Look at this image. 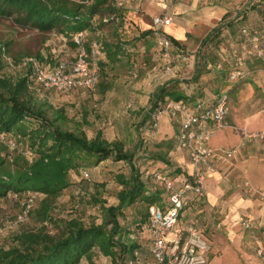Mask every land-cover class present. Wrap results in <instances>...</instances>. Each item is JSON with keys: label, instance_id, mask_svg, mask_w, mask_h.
<instances>
[{"label": "trees", "instance_id": "16d2710c", "mask_svg": "<svg viewBox=\"0 0 264 264\" xmlns=\"http://www.w3.org/2000/svg\"><path fill=\"white\" fill-rule=\"evenodd\" d=\"M125 11L126 9L119 5L117 0H0V17H15V22L22 28L36 29L42 33L64 34L65 37H69L67 41L74 50H77V45L72 36L84 32V45L89 58H91L94 43H98L101 48V54L96 60L99 80L92 90L98 87L103 96L113 87L109 80V71H116L118 67H123L127 72L132 73L139 69L136 56L127 50L129 41H126L118 31L126 20ZM111 15L120 22L119 24H116V21L111 22L115 23L112 40L104 42L95 39L90 42L86 32L97 33L98 31L101 35L102 30L100 29L102 28L100 27L113 21ZM97 16L101 17L98 24L94 21ZM105 19H108V22ZM154 30L143 31L133 39L135 43L131 45L136 47L137 42L154 34L156 31ZM216 30L218 29L215 28L212 32ZM243 30L249 31L247 28ZM162 32L170 39L171 49L175 54H179L182 59L186 60L189 54L185 52V49L181 50L182 45L166 35L164 30ZM258 37L263 43L264 37L260 35ZM214 39L213 36L209 37L203 43L207 44ZM150 47L149 45L148 48ZM161 50L163 52L162 48ZM33 58L40 65L48 62L49 59L41 54ZM27 59L23 58L20 64L27 62ZM204 65H207V62ZM26 69H28L27 75L15 85L6 77L0 78V87L3 89V92L0 91V136L4 135L6 141H14L17 144V147L11 148L0 137V199L9 196L10 192L14 193L17 198H22L26 191H29L26 193L27 197L29 193H37L34 206L38 197L43 200L36 213L38 216H46L49 213L48 210L52 209L56 198L70 186L71 172L82 169L80 171L82 177L84 173H89L81 167L87 165L90 159L94 160L97 166L111 158L117 162H124L130 168V173L116 176L121 187L117 194L116 204L108 205V202L98 195L92 198V203L99 204L102 211L101 224L93 222L88 225L81 219L72 218L65 221L61 231L55 235L44 230L24 232L17 235L16 241L14 240V243L9 244L8 247L0 246V264H80L84 258L92 261L96 249L105 257L112 258L116 264L136 261L139 245L130 238L131 233L123 227L120 219L128 208L142 203L144 208L140 211L141 219L138 224L147 225L152 247L149 209L152 205L162 204L164 194L163 188L157 184L155 191H150L137 165L136 151L142 147V142L136 141L135 149L128 150L124 141L108 140L101 129L95 135L89 136L82 125L73 130L64 128L61 124L68 121V113L64 108L58 109L54 119L50 120L44 107H35L33 94L32 99L25 97L26 93L33 92L31 86L41 88L35 82L33 64H27ZM235 71L241 70L236 69ZM105 76H107L106 80H104ZM200 76L201 73L196 72L193 81L198 82ZM181 83L188 82L169 80L156 86L147 110L150 123L147 127L143 124L148 133L154 134L158 129L160 119H156V114L164 110L169 102L184 104L189 110L209 107H204L201 102H195L193 95L186 94V90L181 88L183 87ZM25 88L26 91H23ZM229 91L225 89L224 92L230 95ZM170 117L180 123L177 140L173 138L163 140L158 145L165 147V153L157 152L155 159L169 167L166 166L157 171H162L172 177L183 176L190 179L191 175L181 171L180 168H175L169 156L171 151L176 150V144L180 147L178 135L185 113L181 112L176 117ZM84 122L87 123L86 116ZM26 151L32 153L31 159L25 154ZM7 164H19L17 171L14 173L11 170L2 171V167ZM152 176L154 178V174Z\"/></svg>", "mask_w": 264, "mask_h": 264}, {"label": "rangeland", "instance_id": "374dc122", "mask_svg": "<svg viewBox=\"0 0 264 264\" xmlns=\"http://www.w3.org/2000/svg\"><path fill=\"white\" fill-rule=\"evenodd\" d=\"M223 1L231 2V6L234 8H231L229 15L216 25L215 28L218 30L213 33L215 39L209 41L208 45L204 44L201 48H194L193 53H198L199 56L194 72L185 71L186 78L183 81L188 83H183V86H187L189 89L196 86L195 90L200 87L199 92L197 90L198 100L206 95V92H203L204 88L209 89L212 97L220 94L231 82L230 75L233 71L244 67L247 61L254 63L255 58L259 57L258 51H252V42L243 36L242 30L248 28L254 33L252 35L264 37V0ZM120 2L126 5L128 12H142L138 1L120 0ZM253 9L256 11L255 15L258 16L257 27L260 26L258 29L249 21V13ZM235 15L240 17L238 22L233 20ZM137 16L139 17V15ZM111 17L114 16L111 15ZM129 17L126 15V20L118 31L126 41H129L127 50L136 56L139 69L132 73L127 72L123 67H118L116 71H109V80L113 87L104 96L98 87L91 91L80 89L56 91L31 86L33 92L26 93L25 97L32 99L31 95L33 94L35 107H44L50 120L54 119L58 109L64 108L68 113L67 123L61 124L64 128L73 130L82 125L89 136L95 135L101 129L108 140L124 141L128 150H134L135 142L141 141L142 147L136 151V162L150 191H155L157 186L152 175L155 171L164 168V163L155 159V154L157 152L165 153V147L158 145L163 140L171 139V134L157 129L154 134L148 133L144 129L145 125L143 126L147 120L139 121L142 118L141 112L142 115L144 114V107L138 112L134 100L138 95L137 91L141 92L138 90L141 84L146 83L148 87H153L156 83L155 78L169 77L175 67V62L171 61L175 60L177 55L171 49V58L164 56V51L161 52L158 39H156L155 27L154 34L137 42L136 47L132 46L131 44L135 43L133 40L135 37L152 28L142 26L140 22L133 21ZM100 18V16L94 18L96 24L99 23ZM151 19L153 18L151 17ZM105 21L108 22V19ZM115 21L116 24L120 23L117 18H113V21L100 27L102 28L100 29L102 30L101 35L98 31L97 33L87 31L88 40L90 42L95 39L104 42L112 40L115 23L111 22ZM149 23L152 24V21ZM64 36V34L56 32L42 33L36 29L22 28L15 22V17H0V78L6 77L15 85L28 72L27 64H20L21 60L37 57L38 54L47 56L49 59L45 64H51L52 67L58 66L60 61L72 62L76 57V49L74 50L69 41L62 40ZM65 38L69 39V37ZM185 52L187 51L185 50ZM192 59L194 60V58ZM205 62L207 65H204ZM196 72L201 73L198 82L193 81ZM106 79L107 76L104 77V80ZM130 85L134 88L129 87ZM26 88L23 91H26ZM0 91L3 92L1 87ZM85 116L87 123L84 122ZM169 119L172 120L170 115L163 114L159 122ZM137 123L138 125L135 126ZM29 158L32 157L29 156ZM93 162L94 160L90 159L87 165L81 167L89 172L87 178L82 177L80 172L82 169L71 172L70 186L56 198L52 209L48 210L49 213L46 216H38L36 213L41 207L43 200L41 197H38L37 203L28 215L25 214L26 193L29 191L23 193L22 198H17L14 193L10 192L9 196L0 199V246L8 247L9 244L14 243V240L16 241L17 235L24 232L44 230L52 235L58 234L65 225V221L72 218L81 219L88 225L93 222L101 224L102 211L99 204L92 203V198L98 195L102 200H106L108 205L116 204L117 194L121 188L116 176L123 173L129 175L130 168L126 163L114 161L112 158L98 166ZM18 166L19 164H7L2 167V171L11 170L14 173ZM143 208L142 203L128 208L120 219L123 227L131 233L130 238L139 245L138 254H136L137 260L126 261L124 264H158L151 253V238L147 225L138 224L141 219L139 214ZM256 229L260 230L261 228L257 227ZM247 249L249 250V248ZM94 253L92 261L84 258L80 264H116L112 258L105 257L98 249ZM259 258L263 263L262 257L259 256Z\"/></svg>", "mask_w": 264, "mask_h": 264}, {"label": "crops", "instance_id": "0c3cea01", "mask_svg": "<svg viewBox=\"0 0 264 264\" xmlns=\"http://www.w3.org/2000/svg\"><path fill=\"white\" fill-rule=\"evenodd\" d=\"M117 1L126 9L123 2ZM134 1H138L142 12L126 10L125 14L129 15L130 19L154 29L155 17L172 16L173 21L164 28V32L177 40L182 45L181 50L185 49L189 54L186 60L177 55L173 60L175 67L169 77L155 78L153 87H148L146 83L140 85L138 90H141L142 94L137 91L134 103L138 112L144 107V114L141 112L142 118L139 121L147 120L144 123L147 127L150 123L147 110L156 86L169 80L183 82L186 70L194 72L199 57L198 53H193L194 48H201L203 41L213 36V29L234 7L231 2L223 0ZM250 13L249 21L256 29L260 28L259 25L257 27L256 11L253 9ZM233 20L238 22L240 17L235 15ZM149 21H152V24ZM252 34L254 33L250 30L246 34L243 33V36L252 42V51L256 52L262 47V54L255 58L254 63L247 61L244 67L237 68L244 75L229 82L226 88L230 90L231 98L226 125L216 131L207 143L216 150L234 152L231 157L222 154L210 160L217 170L214 173L207 172L205 192L201 195L191 194V204L182 211L177 227L169 234L171 239L180 234L188 235L193 230L201 232L211 245L207 257L208 264H264L259 258V249L264 251V145L261 139L245 136L246 133L264 132V42L260 45L254 42L252 38L258 35ZM181 88L186 90V94L193 95L195 102H201L204 107L213 105L220 95L212 97L209 89L204 88L206 95L198 100L200 87L197 88L198 92L195 90L196 86L190 89L186 86ZM129 106L131 107V104ZM137 125L138 123L135 124ZM179 127L178 120L169 119L159 122L157 130L171 134V138L176 141ZM175 149L169 153L170 160L175 164V168L191 175L193 165L187 151L177 144ZM186 178H178L177 187ZM257 227L261 229L258 230Z\"/></svg>", "mask_w": 264, "mask_h": 264}, {"label": "built area", "instance_id": "2783aa9c", "mask_svg": "<svg viewBox=\"0 0 264 264\" xmlns=\"http://www.w3.org/2000/svg\"><path fill=\"white\" fill-rule=\"evenodd\" d=\"M172 21L173 17L170 15L155 17L153 20L158 44L167 58L172 56L170 52L172 44L162 31ZM243 33L246 34L247 30H243ZM72 38L77 45L76 57L72 62L61 61L58 66L52 67L51 64L40 65L35 58L29 57L24 63L25 65L26 63L33 64V76L41 88L56 91L92 90L95 88L99 80L96 60L101 54V48L98 43H94L91 58H89L84 45L85 33H76ZM62 40L67 42L65 36L62 37ZM252 40L259 45L262 43L258 36H254ZM258 54H262V48L258 50ZM243 75L242 71H235L230 75V81H235ZM229 99L228 93L224 92L213 105L205 109L197 107L196 110H189L186 105L181 103L169 102L165 105L164 110L156 114V119L159 120L163 114L176 117L181 112L185 113L178 141L180 148L187 151L193 165L192 177L181 181L178 187L177 183L180 177H172L162 171L154 173L156 184L164 190L162 204L152 205L149 209L152 232L151 253L158 264H208L207 257L211 251V245L201 232L193 230L187 236L180 234L171 239L169 234L177 227L182 211L190 205L191 194L201 195L205 192L207 172L214 173L217 170L210 160L222 154L231 157L234 152L216 150L207 145L213 134L226 125ZM245 136L261 139L264 145V132L246 133ZM0 137L11 148L17 147L14 141H6L4 135ZM25 154L32 157L30 151H26ZM84 177H89V173H84ZM37 195V193H29L25 202V214L28 215L32 210ZM259 254L264 261L263 249H259Z\"/></svg>", "mask_w": 264, "mask_h": 264}]
</instances>
